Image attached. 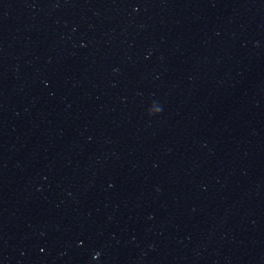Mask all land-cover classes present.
<instances>
[{
	"label": "water",
	"instance_id": "obj_1",
	"mask_svg": "<svg viewBox=\"0 0 264 264\" xmlns=\"http://www.w3.org/2000/svg\"><path fill=\"white\" fill-rule=\"evenodd\" d=\"M0 264H264V0H0Z\"/></svg>",
	"mask_w": 264,
	"mask_h": 264
}]
</instances>
